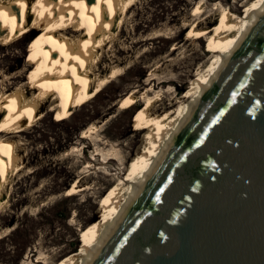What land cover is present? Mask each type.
<instances>
[{"label": "water", "instance_id": "95a60500", "mask_svg": "<svg viewBox=\"0 0 264 264\" xmlns=\"http://www.w3.org/2000/svg\"><path fill=\"white\" fill-rule=\"evenodd\" d=\"M80 264H264V0Z\"/></svg>", "mask_w": 264, "mask_h": 264}, {"label": "rangeland", "instance_id": "374dc122", "mask_svg": "<svg viewBox=\"0 0 264 264\" xmlns=\"http://www.w3.org/2000/svg\"><path fill=\"white\" fill-rule=\"evenodd\" d=\"M243 2L134 0L119 25L112 47L103 48L97 63L99 69H104L113 59L118 60L122 74L104 85L97 95L82 103L77 102L65 119H58L53 111L45 112L36 121L27 116L15 124L16 128L1 133L23 130L19 132L23 143L19 145L18 153L23 154L26 167L12 178L9 198L0 210V264H42L37 259L46 264H67L73 253L84 246L85 240L91 237L90 227L99 220L106 207L100 204L104 201L102 195L107 187L116 184L118 173L123 171V161H127V170L121 180L126 182L132 177L131 168L135 162L157 137V125L149 128L140 125L139 108L143 109L146 104L137 100L140 94L136 93V102L124 104L125 94L133 87L141 90L154 68L156 76H167L168 72L174 75L181 71L185 75L173 84L155 88L150 96L167 98L173 92L180 96L194 77L197 61L190 67H185L186 63L192 62L200 48L206 45L204 37L201 44L189 40V28L181 26L197 15L199 4L205 13L210 14L219 6L233 5L240 12L245 11ZM44 19L39 13L34 30L19 37L15 31L0 40L1 68L12 70L23 63L34 38L31 37L49 21L44 22ZM161 25H167L177 35L171 39L154 38L151 44L130 49L134 40L145 37L151 28ZM173 42L182 45L169 56V61L179 62L183 69L170 71L167 61L154 66V59L160 61L159 58L167 53ZM210 47L202 50L201 56L209 54ZM148 48L155 51L150 57L143 54V50ZM165 91H170L167 96ZM43 108L45 111L46 106ZM91 122L98 126L81 137ZM110 156L115 159L107 162ZM107 171L110 175L105 176ZM25 172L29 173L23 177ZM74 179L85 188L67 196L64 191ZM106 181H112L111 186ZM39 184L44 185L42 191L32 193ZM101 186L104 189L99 192Z\"/></svg>", "mask_w": 264, "mask_h": 264}, {"label": "bare ground", "instance_id": "6f19581e", "mask_svg": "<svg viewBox=\"0 0 264 264\" xmlns=\"http://www.w3.org/2000/svg\"><path fill=\"white\" fill-rule=\"evenodd\" d=\"M133 2L134 0H0V40L6 35L14 34L15 31L19 37L34 30L39 13L45 17L44 22L49 20L34 36L28 54L19 67L12 70L0 67V210L9 198L12 178L26 167L22 160L23 154L18 153V147L23 143L19 139L21 135L19 132L23 130L20 128L1 133L16 128L15 124L27 116L36 121L45 112L53 111L58 119H65L77 102L82 103L94 96L104 85L121 75L120 63L113 57V61L106 65L107 68L99 69L97 63L101 59L103 48L112 47L119 25ZM259 2L260 0H244L242 4L245 3L246 9L241 12L233 5L226 8L219 6L210 14L205 13L199 4L197 15L192 17L189 23L183 22L185 25L181 27L189 28V40L201 44L204 37L206 42L205 47L200 48V53L193 61L185 65L190 67L197 61L194 77L190 79L186 88L189 92L185 89L180 92V96L174 94L175 92L167 96L170 91H165L167 98L150 96L155 88L173 84L185 75L181 71L174 75L168 72L167 76H156L153 68L141 90L133 87L125 94L122 101L124 104L136 102V93L140 94L137 100L146 103L139 112L140 125L145 128L157 125L156 140L135 162L131 168L132 177L126 182L121 180L122 175L126 176L127 170L125 169L127 161H123V171L118 173L116 184L107 187V191L102 195L104 201L100 204L106 207L99 220L90 227L91 237L85 240L82 248L73 253L67 264H80L87 256L91 246L127 196L132 181L147 168L154 154L162 147L166 136L174 131L184 116L191 98L207 83L222 57L232 48L245 20ZM176 35L167 25L154 27L146 36L144 35L145 37L134 40L130 49L137 45L151 44L154 38L171 39ZM171 44L167 53L161 58L158 57L160 61L154 59V66L167 61L166 66L170 67V71L182 70L184 66L178 65L179 62L169 61V56L182 44L179 42ZM208 46H211L210 53L201 56L202 50ZM154 52L149 48L143 50L144 56L148 57ZM206 56V60L201 61ZM96 126L98 125L95 122H91L88 128L82 131L81 137ZM113 158L115 159L112 156L107 157L106 161L109 162ZM27 173L25 172L23 177ZM108 175L109 171L105 172V176ZM111 182L106 181L110 186ZM43 188L44 185L39 184L32 193L38 194ZM84 188L74 179L64 193L71 196ZM99 188V192L104 189L102 186ZM37 260L46 264L45 261Z\"/></svg>", "mask_w": 264, "mask_h": 264}, {"label": "trees", "instance_id": "16d2710c", "mask_svg": "<svg viewBox=\"0 0 264 264\" xmlns=\"http://www.w3.org/2000/svg\"><path fill=\"white\" fill-rule=\"evenodd\" d=\"M41 29H42V28H41ZM35 34H36V33H35ZM35 34H33V36H32L31 38H33V37L35 36ZM100 91H101V90H100ZM100 91H99V92H100ZM99 92H97L95 95H97ZM95 95H94V96H95ZM141 110H142V109L139 108V112H140ZM137 112H138V111H137ZM134 113H135V112H133L132 116L134 115Z\"/></svg>", "mask_w": 264, "mask_h": 264}]
</instances>
